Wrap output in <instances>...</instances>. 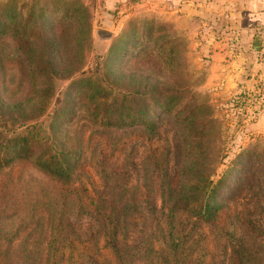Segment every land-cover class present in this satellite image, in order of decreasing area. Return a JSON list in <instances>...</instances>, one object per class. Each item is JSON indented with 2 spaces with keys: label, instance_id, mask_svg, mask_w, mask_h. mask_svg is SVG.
Masks as SVG:
<instances>
[{
  "label": "rangeland",
  "instance_id": "1",
  "mask_svg": "<svg viewBox=\"0 0 264 264\" xmlns=\"http://www.w3.org/2000/svg\"><path fill=\"white\" fill-rule=\"evenodd\" d=\"M82 1L92 22V43L82 70L95 77L101 74L99 62L107 55L114 39L129 30L133 22L142 26L147 18H157L159 22L168 20L165 24L169 30L165 39L172 45H165L163 55L159 57L155 56L156 53H149L151 61L142 63L143 67L137 69L161 81L159 90L177 92L180 96L177 108L187 104L209 106L210 110L205 112L208 118H212L209 143L214 142L221 154L217 171L220 175L232 169L238 171L233 186L220 194L214 220L194 223L193 219L190 222L186 219V227L181 232L186 237L185 248L198 257L201 264H264V73L261 71L264 64H248L242 58L238 59L228 32L202 30L189 21L185 23L176 18H164L160 13H148L147 0ZM104 12L114 15L110 17ZM106 20L113 21L114 25L106 27L102 23ZM100 28L112 31L113 37L107 41L100 40L97 36ZM151 44H155V39L151 40ZM148 57L146 55L142 59ZM80 75L78 71L59 80V91L68 89ZM31 91L27 63L18 43L11 37L0 38L1 98L7 103H14L24 99ZM38 100V97L31 100L24 110L31 112V116L36 114V117L17 120L21 124L17 130L29 131L37 122L47 128L51 120L49 111L57 106L53 105L48 113L38 116ZM79 109L81 114L73 126L76 136L83 139L84 160L70 169L73 174L72 191L69 186H60L51 175L39 170L26 158H18L0 171V236L3 237L0 252L8 250L13 262L21 261L20 254L25 253V248L19 243L28 234H31L28 240L32 245L40 235V258L43 263L46 259L51 229L44 226L42 230L28 233L36 222L31 219L35 203L40 205L47 199L54 201L57 208H68L67 218L79 224L85 238L96 226L88 214L76 218V210L82 202L89 204L91 199L98 200L101 196L107 199V204H111L114 194L128 185L129 191L121 201L134 193L135 201L149 206L155 200L157 203L161 201L158 195L161 186L173 178L178 183L181 153L178 123L167 119L162 128L152 135L135 125L111 130L94 126L84 105H80ZM2 113L0 110V119L5 116ZM14 117H17L16 114ZM7 127L14 128L11 120ZM247 150L254 152L251 158ZM243 174V184L239 186ZM49 210L50 206H45L43 214ZM143 212L144 217L149 215L142 224ZM143 212L137 214L126 242L136 253L133 264H157L152 263L150 259L153 256L145 252L147 237L144 224L152 228L154 216L149 210ZM8 238L12 239L11 243ZM158 240H155L157 248L160 247ZM98 246L104 254L109 252L103 242ZM59 264L72 262L62 260Z\"/></svg>",
  "mask_w": 264,
  "mask_h": 264
},
{
  "label": "trees",
  "instance_id": "2",
  "mask_svg": "<svg viewBox=\"0 0 264 264\" xmlns=\"http://www.w3.org/2000/svg\"><path fill=\"white\" fill-rule=\"evenodd\" d=\"M145 22L142 26L133 22L129 30L114 39L107 55L99 62L101 74L95 77L82 70L92 43V22L82 0H0V38L11 37L18 43L27 63L32 89L24 99L14 103L5 102L0 95V110L6 116L0 119V171L18 158H26L60 186H69L72 191L70 169L84 160L83 139L76 136L73 126L81 114L80 105H84L91 123L98 128L116 130L135 125L152 135L168 120L178 123L181 152L178 183L173 178L161 186L159 203L155 200L151 206H144L134 200V193L122 202L129 191L128 185L113 193L111 204L101 196L98 200L91 199L89 204L82 202L76 210V218L88 214L96 226L85 238L79 224L67 218L68 208H57L54 201L47 199L40 205L35 203L31 219L36 222L28 233L42 230L44 226L51 229L44 263L38 248L40 235L32 245L28 240L31 234H28L19 243L25 248V253L20 254L21 261H11L9 251L4 250L0 252V264H59L62 260L72 264H133L136 253L126 238L137 214L143 210H149L154 216L152 228L144 224L145 252L153 256L152 263L201 264V260L185 248L182 229L186 227V219L208 223L217 217L220 194L233 186L238 171L232 169L221 175L217 171L221 154L214 142L209 143L212 118L205 113L210 110L209 106L187 104L177 108L180 98L177 92L159 90L161 81L137 69L151 61L149 53L159 57L165 45H172L165 39L168 20L159 22L157 18H147ZM152 39L155 44H151ZM146 55L148 59H142ZM78 71L81 75L70 87L59 91L58 81ZM71 88L74 91L71 92ZM37 97L38 116L57 106L49 111L51 120L47 128L37 122L29 131L17 130L21 125L17 120L32 115L24 110ZM9 120L14 128L7 127ZM61 120L64 121L60 126ZM247 153L250 158L254 154L251 150ZM243 179L244 174L239 186ZM45 206H50V210L43 214ZM146 217L143 212L142 224ZM156 239L160 243L158 248ZM7 240L12 242L11 238ZM102 242L109 249L107 254L98 246Z\"/></svg>",
  "mask_w": 264,
  "mask_h": 264
},
{
  "label": "crops",
  "instance_id": "3",
  "mask_svg": "<svg viewBox=\"0 0 264 264\" xmlns=\"http://www.w3.org/2000/svg\"><path fill=\"white\" fill-rule=\"evenodd\" d=\"M147 1L148 13L189 21L202 30L228 32L238 59L264 64V0Z\"/></svg>",
  "mask_w": 264,
  "mask_h": 264
},
{
  "label": "water",
  "instance_id": "4",
  "mask_svg": "<svg viewBox=\"0 0 264 264\" xmlns=\"http://www.w3.org/2000/svg\"><path fill=\"white\" fill-rule=\"evenodd\" d=\"M104 15H108L110 17H112L114 14L111 13V12H104L103 13ZM102 23L110 28L114 25V22L111 21V20H106V21H102ZM97 36L100 40H104V41H107V40H110L112 37H113V33L112 31L106 29V28H100L97 30Z\"/></svg>",
  "mask_w": 264,
  "mask_h": 264
}]
</instances>
